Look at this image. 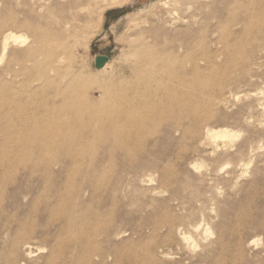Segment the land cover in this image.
<instances>
[{"label": "rangeland", "instance_id": "1", "mask_svg": "<svg viewBox=\"0 0 264 264\" xmlns=\"http://www.w3.org/2000/svg\"><path fill=\"white\" fill-rule=\"evenodd\" d=\"M189 1L194 6L186 4ZM214 1L127 0L105 7L98 0L81 13L97 18L103 8L99 27L94 21L97 30L93 38L79 36L75 48L62 56L54 73L46 66V47L51 37L46 34L37 38L30 27L48 31V20L59 14L66 0H0V91L9 92L0 96V152L5 125L18 126L19 120L31 117L34 110L41 114L51 109L50 125L58 133L51 151L40 159L12 152L3 159L69 162L71 171L67 174L74 183L71 198L80 190L79 170L92 162L90 154L101 153L104 140H100L99 133L109 126L100 124L94 137L71 144L66 138L83 129L93 130L91 118L105 122L108 113L102 109L107 97L100 89L110 98L123 93L124 80L134 69L147 73L140 78L139 86L132 87L134 91L172 88L174 77V102L150 97L125 113L136 116L138 144H104L116 151L111 164L97 171L98 179L104 177L112 200L98 212L100 222H113L116 229H127L113 246L122 254L132 255L135 264H264V233L259 230L264 228V0H236L231 5L224 14V25L234 19L237 25L224 28L222 45H214L217 35L209 36L207 30H186L197 5ZM173 8L174 14L170 15L168 11ZM77 25L78 34L89 31L85 23ZM7 33L26 40L21 45L10 41L2 58L1 41ZM97 55L108 58L100 70L94 68ZM147 58L150 62L145 69ZM13 61L18 62L16 75L6 78L2 70ZM249 75L251 79L244 80ZM4 81L12 84L4 85ZM65 89L69 97L55 96V92ZM178 94L188 97L180 99ZM91 105L101 109L75 114V110ZM121 109L126 110L123 105ZM124 120L115 121L120 126ZM39 123L45 125L43 120ZM14 134L11 129L6 141L9 150L21 145ZM153 140L159 142L154 146ZM67 148L69 153L65 154ZM145 157L148 161L156 158L155 164H149L148 173L141 168ZM155 168L164 171L163 179L152 172ZM148 174L153 175L149 178ZM64 182L51 178L34 183L35 193L13 199L5 195V203L17 207L18 220L36 230L41 229L37 218L44 210L54 213L51 219L65 223L67 228L62 238H79L86 248L90 243L80 233V221L62 222L67 211L77 215L76 207L70 209L66 202L56 201L64 192L59 187ZM89 208L96 209L94 204ZM6 212L14 213L11 209ZM165 215L174 218L179 232L151 230L150 224L158 223ZM191 224H198L199 230L192 232ZM182 232L188 233V242L179 236ZM126 239L131 242L124 244ZM12 240L11 232L4 237L0 234V264L6 263ZM2 242L7 249H3ZM30 242L34 245L26 264H65L62 253L48 258V248L45 250L36 239ZM111 246L94 244L101 252ZM85 248L77 250L78 262L85 264L90 258L91 264H98L94 251L89 247L90 251L84 252L89 250ZM162 252L169 254L161 256ZM105 264L113 262L108 259Z\"/></svg>", "mask_w": 264, "mask_h": 264}, {"label": "bare ground", "instance_id": "2", "mask_svg": "<svg viewBox=\"0 0 264 264\" xmlns=\"http://www.w3.org/2000/svg\"><path fill=\"white\" fill-rule=\"evenodd\" d=\"M98 0H66L63 4L62 9L60 10L57 16H54L53 19L48 20V31H43L38 28L30 27L33 35L37 38H42L46 36V34L51 37L47 47H46V66L50 72L57 73V65L62 62V56L66 55L70 52L71 48L75 46V42L79 36L83 37L85 40L92 39L95 32L96 27H93L94 21H96L95 25L99 27L101 23V13L103 12V8L99 9V14H97V18H94L93 15L91 17H83L81 15L82 11L88 10L90 5ZM103 4L106 6H115L125 3L127 0H102ZM180 1V0H179ZM193 1H189L186 4H190L194 6ZM236 0H215L210 4H198L196 7V11L191 15V20L189 25L186 27V30L190 33H195L197 31L204 32L207 30L209 32V36H216L217 39L214 40V45H222V41L224 40V28L233 27L237 25V20L228 22L224 25V14L226 11L234 4ZM165 4V3H164ZM168 7V5L166 6ZM209 10V12H205L203 10ZM211 9V10H210ZM170 15L174 14V8L171 11H168ZM167 14V13H165ZM52 18V17H51ZM82 22L85 23V27L89 29L84 35L78 34L79 25L77 23ZM13 23H16L14 21ZM5 26L6 24L3 23ZM24 26H28L27 24H23ZM204 25V26H203ZM47 27V26H46ZM165 35V34H164ZM157 37L154 36L155 40ZM26 39L22 37H18L12 33L4 34L1 41V53L2 58L7 54L9 42L12 41L14 45H21L25 42ZM174 48V44H171V48ZM75 48V47H74ZM149 58L146 59L144 63V67L146 69L149 64ZM107 64V63H106ZM105 64V65H106ZM104 65V66H105ZM18 66L17 61L7 62L6 66L2 70V74L6 78L15 77L16 72L15 69ZM103 66V67H104ZM103 69V68H102ZM147 74L144 70L139 72L137 70H133L128 78L125 79L123 87L124 92H120L114 96V98H110L106 95L105 91L100 89L102 92V96L107 97L106 103L103 106L104 111L108 113V116L102 120H94L91 118L93 130L83 129L79 133L74 135H70V137H65L69 143L71 144L73 141L78 139H88L90 136L94 137L96 130L99 128V125L102 124V127L109 126L107 129H102L99 133L100 140L103 141L100 154H90L88 159L92 162L87 166L86 169L82 168L79 170V174L82 176V180L80 182V190L75 198H71L70 190L74 187V183L69 178L68 174L71 170L69 169V162H39V163H21V162H6L3 157L6 156L7 153H14L15 155L23 154L36 156V158L40 159L45 154H47L50 149V145L52 144V140L58 133L53 129L50 125L51 121V109L45 110L41 114L34 113L31 117L27 116L26 118H22L19 120L18 126L8 127L5 125V129L2 132L1 138L3 140V148L0 152V212L2 210V206L4 205L5 211L1 212V217L3 218V224L0 226V234L4 237L11 232L13 234V240L10 244V253L8 258L6 259L5 264H26V260L32 255V249L34 245L31 243V240H38V242L44 246V249H49L48 258H53L57 256L56 254L62 253V257L65 261V264H81L78 262L79 258L77 256V250L83 251L84 244L83 240L77 239L76 237L64 240L62 237L66 235L67 228L64 224L60 223V221H55L51 219V216L54 215L52 212H48L44 210L41 215L37 218L39 222H41V229L36 230L34 226H29L27 224L21 223L17 218V207H13V205H7L5 203V195L8 198H15L18 195L30 196L36 191V186L34 183L38 184L43 180L49 181L51 178L64 180L65 182L60 184V189H63L64 192L60 193V196L57 202H66L70 209L77 208V215H74L71 211H67L63 213L61 219L62 222L68 221V223H73V220L80 221V230L81 234H85V240L87 243L89 242L90 246H86L87 249H92L94 251L95 257L98 259V264H105V261L111 259L113 264H125L124 260L131 261L128 264H135L133 256L130 254H122L118 248L113 246V242L116 239H120L122 235L126 234L127 229L121 228L116 229L113 222H107L104 224L100 222L98 212H101L105 209V207L112 203L111 198H108L106 184L104 183V177L101 179L97 177L98 168L102 166H106L109 163L111 164L112 155L116 151L111 145H104L106 143H115L120 144L121 146H126L128 144H138V133L137 124H136V116L133 114H129L125 116V113H128L132 110V108L140 102L147 100L150 97H162L168 98L174 102V77L172 80V88L165 89H147L143 91H134L132 87L139 86L140 78L145 77ZM250 75L244 80L251 79ZM49 79V77H47ZM129 80V81H128ZM4 85H11L12 82L4 81ZM9 84V85H8ZM57 88L56 91H58ZM132 90V91H131ZM8 91L1 90L0 96L8 95ZM61 95L63 98H67L70 96L68 89L61 92H55V96ZM178 98L182 99L184 97H188L187 94H178ZM83 101L85 99L83 98ZM89 103V100L86 101ZM85 104V103H84ZM90 104V103H89ZM122 105L126 110H122ZM66 107H64L65 109ZM67 109V108H66ZM101 108L96 106H88L82 107L80 109L75 110V114L80 115L83 111H88V113L97 112ZM92 115V114H91ZM125 120L122 125H117V121L120 118H124ZM5 124L6 119L3 118ZM40 120L44 121V126L39 123ZM11 129L13 130L14 135H17L19 139V143L21 145L14 149H7L8 138L10 137ZM96 129V130H95ZM98 135V137H99ZM220 135V134H219ZM223 135V134H222ZM220 138V137H219ZM7 141V142H6ZM145 141V139H144ZM142 141V142H144ZM147 141V140H146ZM148 142V141H147ZM159 141L153 140L152 145H156ZM69 148L65 150V154H68ZM122 157L126 155L124 153H117ZM149 156V155H148ZM156 158L153 157L152 161H148L145 157L144 165L141 166L143 170L147 173L149 172V164H155ZM54 168V169H53ZM45 172H42V171ZM47 170V171H46ZM154 170V169H153ZM151 171V170H150ZM155 174L157 173L162 179L165 176L163 170H158L155 168ZM153 174H148L147 177H151ZM100 177V175H99ZM137 175L134 174L133 178H136ZM137 179V178H136ZM95 200V201H94ZM94 204L96 209H90L89 205ZM31 206L34 205V202L31 201ZM29 206V205H28ZM6 209L13 210V214L8 215ZM36 219V220H37ZM34 221V223L36 222ZM151 230L156 232L160 229H166L167 231H172L173 229L179 232L178 226H175V220L170 215H165L158 223L150 224ZM8 228L10 231L6 230ZM102 228H104L102 230ZM12 229V231H11ZM190 230L192 232H196L199 230L198 224H191ZM260 232L264 233V228L260 227ZM24 232V233H23ZM83 232V233H82ZM28 233V234H25ZM73 234V233H72ZM188 233H179V236L184 240V242H188ZM83 236V235H82ZM99 238V239H97ZM99 241V242H98ZM131 239H126L123 243L129 244ZM255 241H252L253 243ZM99 243V244H98ZM94 244H110L112 245L109 250L106 252L99 251L94 247ZM3 249H7L5 243L2 242ZM85 248V249H86ZM89 250H85L84 252H88ZM242 250L240 249V252ZM169 253H161V256H165ZM90 255V254H89ZM154 256V255H152ZM76 258V259H75ZM77 260V261H76ZM30 264V263H29ZM85 264H91L90 258L86 261Z\"/></svg>", "mask_w": 264, "mask_h": 264}, {"label": "water", "instance_id": "3", "mask_svg": "<svg viewBox=\"0 0 264 264\" xmlns=\"http://www.w3.org/2000/svg\"><path fill=\"white\" fill-rule=\"evenodd\" d=\"M107 61H108V58L106 56H100V55L95 56L94 68L98 70L102 69L103 66L107 63Z\"/></svg>", "mask_w": 264, "mask_h": 264}]
</instances>
